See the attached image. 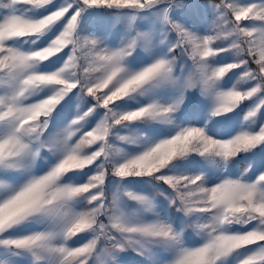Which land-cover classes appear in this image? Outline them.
I'll return each instance as SVG.
<instances>
[{
  "label": "snow or ice",
  "instance_id": "obj_1",
  "mask_svg": "<svg viewBox=\"0 0 264 264\" xmlns=\"http://www.w3.org/2000/svg\"><path fill=\"white\" fill-rule=\"evenodd\" d=\"M129 251L264 264V0H0V264Z\"/></svg>",
  "mask_w": 264,
  "mask_h": 264
},
{
  "label": "rangeland",
  "instance_id": "obj_2",
  "mask_svg": "<svg viewBox=\"0 0 264 264\" xmlns=\"http://www.w3.org/2000/svg\"><path fill=\"white\" fill-rule=\"evenodd\" d=\"M246 167V164H241L240 165V170L242 171ZM118 259L122 260L125 262V264H137L138 261L143 259L142 257H139L135 252H126V253H121L118 256Z\"/></svg>",
  "mask_w": 264,
  "mask_h": 264
}]
</instances>
